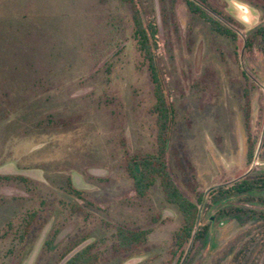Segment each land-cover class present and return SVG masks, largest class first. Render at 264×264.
I'll use <instances>...</instances> for the list:
<instances>
[{"label": "rangeland", "instance_id": "rangeland-1", "mask_svg": "<svg viewBox=\"0 0 264 264\" xmlns=\"http://www.w3.org/2000/svg\"><path fill=\"white\" fill-rule=\"evenodd\" d=\"M205 1L235 40L183 0H134L157 25L174 111L166 167L200 209L196 237L176 248L180 213L158 183L137 197L124 169L155 151L157 133L131 5L0 0V177L29 180L0 178V264H63L89 245L97 264H264V187L230 191L264 179V45L251 39L264 0ZM117 228L147 240L116 251Z\"/></svg>", "mask_w": 264, "mask_h": 264}, {"label": "trees", "instance_id": "trees-1", "mask_svg": "<svg viewBox=\"0 0 264 264\" xmlns=\"http://www.w3.org/2000/svg\"><path fill=\"white\" fill-rule=\"evenodd\" d=\"M122 1L132 7L133 37L153 85L154 103L151 112L155 117L157 130L155 151L150 154H136L126 158L124 169L132 181L136 196L139 198H144L156 183L159 184L165 202L174 206L182 217V225L174 235L176 248H182L184 244L191 242L197 235L200 210L197 204L182 195L169 174L165 163V154L174 124V111L164 94L163 83L156 62L158 29L154 20H145L143 18L134 0ZM176 1L169 0L171 4ZM183 1L189 13L209 24L213 32L232 40L236 39V33L226 23H222L223 20L220 18L219 13L212 10L205 0ZM162 14L165 16L164 11ZM251 39L264 45V25L255 30ZM249 42L252 43V41ZM247 157L248 160L252 159V148H249ZM0 178L7 181H18L25 185L29 182L27 178L20 176H3ZM67 182V191L79 197L82 192L73 188L70 178H68ZM257 187H264L263 178L257 180L244 179L232 185L230 191L242 194ZM198 201L201 202V198ZM146 240L147 233L145 231L117 228L113 248L116 251H130L146 242ZM52 241L53 237L46 244L49 246ZM97 261V254L93 252V246L89 245L76 252L63 264H97Z\"/></svg>", "mask_w": 264, "mask_h": 264}, {"label": "water", "instance_id": "water-1", "mask_svg": "<svg viewBox=\"0 0 264 264\" xmlns=\"http://www.w3.org/2000/svg\"><path fill=\"white\" fill-rule=\"evenodd\" d=\"M257 157V154H256V156H255V158ZM200 210V209H199Z\"/></svg>", "mask_w": 264, "mask_h": 264}]
</instances>
